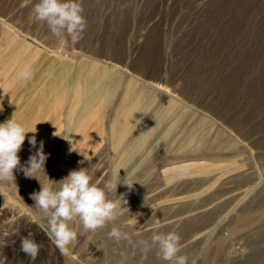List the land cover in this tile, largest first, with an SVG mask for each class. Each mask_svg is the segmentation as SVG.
Masks as SVG:
<instances>
[{
    "label": "rangeland",
    "instance_id": "rangeland-1",
    "mask_svg": "<svg viewBox=\"0 0 264 264\" xmlns=\"http://www.w3.org/2000/svg\"><path fill=\"white\" fill-rule=\"evenodd\" d=\"M78 2L86 25L76 42L56 38L46 22L35 19L38 0H0V22L46 55L101 62L122 76L154 83L167 97L204 113L214 123H208L209 137L217 128L239 146L235 153L226 148L202 159H177L168 168L157 165L141 172L138 185L125 191L121 183L138 166L129 165L125 176L113 175L109 135L89 156L67 149L62 130L45 142L32 129L25 141L35 135L37 147L44 142L45 173L41 169L38 179L27 178L16 169L14 180L0 181V253L8 264H29L20 242L31 233L41 248L34 264H169L156 248L144 251L138 242L155 232L176 231L180 254L189 257V264L193 259L196 264H264V0ZM106 111L103 122L114 107ZM25 141L18 153L21 165L36 151ZM200 163L209 166L196 168ZM81 167L89 169L96 185H117L111 198L123 195L121 206L125 199L129 212L96 231H84L74 218L70 227L77 240L62 256L31 194L48 178L59 181ZM197 207L205 209L192 213ZM188 210L193 211L186 216ZM178 218L179 223L166 222ZM113 227L127 238H109Z\"/></svg>",
    "mask_w": 264,
    "mask_h": 264
},
{
    "label": "crops",
    "instance_id": "crops-1",
    "mask_svg": "<svg viewBox=\"0 0 264 264\" xmlns=\"http://www.w3.org/2000/svg\"><path fill=\"white\" fill-rule=\"evenodd\" d=\"M29 65L31 79L18 80V74ZM166 95L154 83L122 76L104 63H74L41 53L0 22V123L13 117L29 131L36 128L45 142L62 130L69 142L67 149L76 148L89 156L104 134L109 135L113 175L118 178L128 173L129 165L138 166L129 171L135 176L121 183L125 191L138 185L141 172L157 165L158 169L168 168L177 159H202L213 150L237 152L239 143L232 136H224L217 128L208 136L211 121L204 113ZM111 105L113 115L103 122ZM201 166L209 164L200 163L196 168ZM127 182L134 184L131 189L124 185Z\"/></svg>",
    "mask_w": 264,
    "mask_h": 264
},
{
    "label": "clouds",
    "instance_id": "clouds-1",
    "mask_svg": "<svg viewBox=\"0 0 264 264\" xmlns=\"http://www.w3.org/2000/svg\"><path fill=\"white\" fill-rule=\"evenodd\" d=\"M33 13L37 21L46 22L56 38L69 36L73 42L82 38L86 20L82 15V4L78 0H38L33 7ZM32 75L31 66H25L18 74V80L27 81ZM35 131L27 130L13 117L0 123V181L14 180L13 173L16 169L22 171L27 178H37L41 169L44 171L48 157L44 153L43 141L37 147L35 135L30 137L28 142L36 151L29 156L25 165L20 164L18 153L22 149L26 135ZM40 184V190L32 193L31 199L42 217L46 219L47 235L62 256L69 254V246L77 240V231L70 227V222L74 218L81 222L84 231H96L129 212L125 206L127 204L125 199L121 206L119 197L123 195L119 197L116 195V199L111 198L112 191L113 189L116 191L117 185L107 184L103 188L96 185L92 182L88 168L71 170L59 181L48 178L46 184ZM124 185L131 189L134 184L127 182ZM156 223L159 224V220ZM108 235L117 241L127 238L117 227H113ZM138 244L144 251L156 248L158 256L169 264H189V257L180 254V236L176 231L155 232L150 240H140ZM20 250L28 258L29 264H34L41 248L29 233L21 238ZM0 264H8V258L3 253H0ZM191 264H196L195 259Z\"/></svg>",
    "mask_w": 264,
    "mask_h": 264
},
{
    "label": "bare ground",
    "instance_id": "bare-ground-1",
    "mask_svg": "<svg viewBox=\"0 0 264 264\" xmlns=\"http://www.w3.org/2000/svg\"><path fill=\"white\" fill-rule=\"evenodd\" d=\"M50 68H51V64L49 65V69H50ZM134 73H135V72H134ZM155 83H156V82H155ZM135 84H136V83H135ZM156 84H159V83H156ZM130 86H131V85H130ZM128 95H129V93H128ZM130 95H131V94H130ZM2 97H3V94L1 95V98H2ZM129 98H130V97H129ZM138 98H139V96H138ZM124 99H125V98H124ZM127 99H128V98H127ZM127 99H126V100H127ZM6 102H9V101H8V98H6ZM116 105H117V104H116ZM120 105H121V104H120ZM123 105H124V104H123ZM130 105H131V104H130ZM161 105H162V104H161ZM121 106H122V105H121ZM121 106H119V107L121 108ZM122 108H123V107H122ZM2 109H3V108H2ZM125 111H126V110H125ZM119 112H120V111H119ZM124 113H125V112H124ZM130 113H131V112L129 111L128 114H130ZM122 114H123V113H122ZM128 114H127V115H128ZM120 116H121V115H120ZM123 116H126V113H125ZM114 118H115V117H114ZM114 118H113V119H114ZM120 120H121V118H120ZM112 121H113V120H112ZM29 136H30V135H29ZM29 138H30V137H29ZM37 140H38V139H37ZM27 142H28V141H27ZM27 142L25 141V143H27ZM27 144H28V143H27ZM28 145H29V144H28ZM28 147H29V146H28ZM26 148H27V147H26ZM26 148H25V149H26ZM29 148H30V147H29ZM103 149H104V148H103ZM35 150H36V149H35ZM23 152H24V151H23ZM27 152H28V151H27ZM29 154H30V153H29ZM22 156H23V155H22ZM101 166H102V165H101ZM122 174H123L124 176L126 175V174H124V173H122ZM122 174H121V175H122ZM109 181H110V180H109ZM194 209H195L194 211H193V210H188V211L186 212V213H187L186 216H187V215H190V214H191V211H193L192 213H195V212L197 213V212L203 211V209H205V207H197V208H194ZM200 217H202V216H200ZM197 218H199V216H198ZM180 219H181V218L174 219V220H168V221H166V222H168V223H169V222H175V223L178 222V223H179V220H180ZM198 221H199V220H198ZM166 222H165V223H166ZM175 223H174V224H175ZM148 225H149V224H148ZM148 225H147V226H148ZM208 230H210V229L207 228L206 231H208ZM190 241H191V240H188V239H187V240H185L184 242H190ZM180 244H181V243H180Z\"/></svg>",
    "mask_w": 264,
    "mask_h": 264
}]
</instances>
